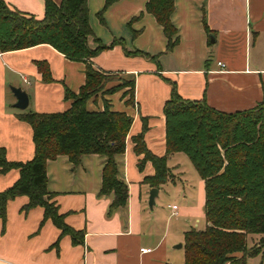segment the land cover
<instances>
[{
    "label": "crops",
    "instance_id": "0c3cea01",
    "mask_svg": "<svg viewBox=\"0 0 264 264\" xmlns=\"http://www.w3.org/2000/svg\"><path fill=\"white\" fill-rule=\"evenodd\" d=\"M4 1L37 18L44 16V0ZM104 2L86 0L93 33L87 43L91 48L98 43L107 46L87 62L100 72L117 75L119 83L133 81V94L129 102L127 86L98 92L86 106L101 110L107 100L111 110L132 117L124 151L115 155L117 175L127 186L126 202L108 212L113 194H98L103 155L82 154L76 165L64 154L49 159L47 189L66 222L83 231L82 241L72 243L50 218L41 224L44 208L24 209L29 197L18 195L7 202L5 222L0 219V264H183V233L191 222L204 219L203 180L196 170H189L192 164L184 153L171 154L167 165L172 177L157 187L150 210L151 186L143 178L154 169L149 160L139 169L142 154L133 151L131 137L140 131L144 116L146 147L156 155L165 153L162 108L171 83L181 98L203 99L222 112L249 109L264 98V0H173L170 20L177 42L170 50L165 49L162 27L145 11L147 0H115L99 16ZM40 60L48 62L53 81H44L36 63ZM218 61L225 66L220 68ZM84 69L85 62L72 60L47 43L0 53V146L9 160L27 161L34 155L32 127L18 114L68 109L71 100L65 97V87L77 92L84 83ZM9 84L28 92L26 109L14 106ZM19 174V169L0 173V191ZM168 183L179 184L183 200H188L175 209L170 207L175 203L165 204L175 221L172 227L156 203ZM177 242L180 247H175Z\"/></svg>",
    "mask_w": 264,
    "mask_h": 264
},
{
    "label": "trees",
    "instance_id": "16d2710c",
    "mask_svg": "<svg viewBox=\"0 0 264 264\" xmlns=\"http://www.w3.org/2000/svg\"><path fill=\"white\" fill-rule=\"evenodd\" d=\"M115 0H105L102 11ZM42 18L10 7L0 0V53L47 43L76 61L85 62V79L77 92L65 87L70 107L61 112L24 111L21 120L32 127L34 155L27 161H12L0 146V173L19 169L18 179L0 191V219L6 220L9 199L27 195L24 209L44 208V220L50 218L69 234L72 243L82 241V230L72 228L52 200L47 189L46 164L58 155H67L76 165L82 154L97 153L105 157L101 168L99 195L112 193L108 212L122 206L127 186L117 175L115 155L125 148V138L132 117L124 111L111 110L103 100L101 110L88 109L87 101L104 88L108 73L100 72L87 60L106 48L98 43L91 48L87 37L93 35L86 0H44ZM145 11L151 13L167 38L166 50L177 42L176 28L170 15L173 0H147ZM116 41V40H115ZM138 52V51H134ZM46 82L53 81L48 62L37 61ZM127 86L129 102L133 81L111 86L110 93ZM165 118V153L156 155L145 145L146 117L141 129L131 137L133 151L139 155V169L149 160L153 174L143 180L160 187L171 179L168 157L184 153L204 183V220L202 229L191 227L183 233V264H248L247 258L259 254L264 262V98L249 109L222 112L203 99H183L171 83L169 98L162 108ZM249 234L259 237L249 247Z\"/></svg>",
    "mask_w": 264,
    "mask_h": 264
},
{
    "label": "rangeland",
    "instance_id": "374dc122",
    "mask_svg": "<svg viewBox=\"0 0 264 264\" xmlns=\"http://www.w3.org/2000/svg\"><path fill=\"white\" fill-rule=\"evenodd\" d=\"M108 77H109V79L106 80V82L104 84V88L102 90H100L99 93H102L103 90L109 88L107 86H110L111 84H113L111 86H117V85L121 84L118 81L119 79H118L117 75L112 74V75H108ZM121 88H124V86L121 85L120 89ZM124 89H125V93H127V89L126 88H124ZM128 100H129V97H128ZM190 166H191V169H189V170L190 171L192 170V172H194V170H195L194 167H192V165H190ZM187 172L189 173V171H187ZM190 178H191V174H188V179H190ZM193 186H194V188H196L195 183H193ZM176 187H173L171 184L168 183L167 185H164L160 190L161 192L159 194V197L157 198L156 203L161 205V207H163V209L165 210L164 211V217H167L169 215V210L166 209V207H165V204L167 202H173V203H175V205H184L186 202V200H183L182 187L179 184H177ZM186 203H188V200ZM167 220L170 223L169 226L172 227L174 222H175L173 217L168 216ZM191 223L192 224H190V225L196 229H202L205 226V224H204L205 220L202 217H200L197 222H191ZM178 225L181 226L182 224L179 222ZM258 237H259V234H249L246 238L247 246L249 247L250 245H252V243L255 242ZM247 262H248V264H261V257L259 254L254 255L252 257H248ZM262 264H264V263H262Z\"/></svg>",
    "mask_w": 264,
    "mask_h": 264
},
{
    "label": "water",
    "instance_id": "95a60500",
    "mask_svg": "<svg viewBox=\"0 0 264 264\" xmlns=\"http://www.w3.org/2000/svg\"><path fill=\"white\" fill-rule=\"evenodd\" d=\"M9 88L13 95L16 97V102L14 106L23 110L26 109L29 105V95L28 92L22 88L21 86H15L13 84H9ZM158 188L151 187L149 189L148 198H147V206L150 210H152L153 205L155 204V197L157 196ZM181 243H177L175 247H180Z\"/></svg>",
    "mask_w": 264,
    "mask_h": 264
},
{
    "label": "built area",
    "instance_id": "2783aa9c",
    "mask_svg": "<svg viewBox=\"0 0 264 264\" xmlns=\"http://www.w3.org/2000/svg\"><path fill=\"white\" fill-rule=\"evenodd\" d=\"M217 65L220 67V68H223L224 66H225V64L223 63V62H221V61H218L217 62ZM171 207V209H175L176 208V205H171L170 206ZM146 249L145 248H141V251H145Z\"/></svg>",
    "mask_w": 264,
    "mask_h": 264
}]
</instances>
